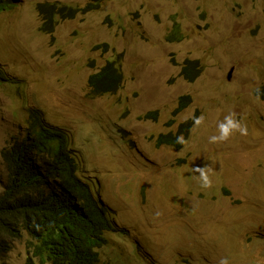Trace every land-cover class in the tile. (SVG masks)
<instances>
[{"label":"rangeland","instance_id":"rangeland-1","mask_svg":"<svg viewBox=\"0 0 264 264\" xmlns=\"http://www.w3.org/2000/svg\"><path fill=\"white\" fill-rule=\"evenodd\" d=\"M5 1L0 151L32 120L64 131L111 221L100 264H264V0ZM42 3L80 11L41 29ZM186 59L202 67L193 81L179 74ZM108 60L122 84L93 94L87 78ZM230 113L247 135L210 143ZM178 131L183 144H157ZM7 176L0 155V194ZM29 257L24 233L0 264Z\"/></svg>","mask_w":264,"mask_h":264},{"label":"trees","instance_id":"trees-1","mask_svg":"<svg viewBox=\"0 0 264 264\" xmlns=\"http://www.w3.org/2000/svg\"><path fill=\"white\" fill-rule=\"evenodd\" d=\"M4 6L6 1L0 0V8ZM38 11L43 17L40 28L51 29L58 17L72 18L80 8L42 3ZM181 38L174 30L167 39ZM201 69L197 59H186L179 74L193 81ZM122 80L118 65L108 60L89 74L87 84L93 94H105L116 92ZM189 100L188 95L181 96L174 113ZM192 124L193 119H189L179 130ZM177 137L179 131L159 134L157 144L179 146ZM0 155L8 173L0 194V256L26 233L27 264H100L99 252L107 242L105 231L112 228L111 221L87 180L78 175L80 155L69 148L64 131L43 119L32 120L26 134L14 138Z\"/></svg>","mask_w":264,"mask_h":264},{"label":"clouds","instance_id":"clouds-1","mask_svg":"<svg viewBox=\"0 0 264 264\" xmlns=\"http://www.w3.org/2000/svg\"><path fill=\"white\" fill-rule=\"evenodd\" d=\"M203 122V117H195L194 124L200 125ZM219 135H213L209 138L210 143H220L226 141L234 132H239L241 135H247L246 126H242L240 121L235 118L234 113H230L225 116L224 121L218 125ZM177 143H184L183 137H177ZM206 167H197L194 170L199 172V179L201 181V187L209 188L212 186V181L209 178ZM159 215V213H157ZM219 264H229L227 258H222Z\"/></svg>","mask_w":264,"mask_h":264},{"label":"water","instance_id":"water-1","mask_svg":"<svg viewBox=\"0 0 264 264\" xmlns=\"http://www.w3.org/2000/svg\"><path fill=\"white\" fill-rule=\"evenodd\" d=\"M228 78L230 77V72L228 73V76H227Z\"/></svg>","mask_w":264,"mask_h":264},{"label":"bare ground","instance_id":"bare-ground-1","mask_svg":"<svg viewBox=\"0 0 264 264\" xmlns=\"http://www.w3.org/2000/svg\"><path fill=\"white\" fill-rule=\"evenodd\" d=\"M166 41H168V40H166Z\"/></svg>","mask_w":264,"mask_h":264}]
</instances>
